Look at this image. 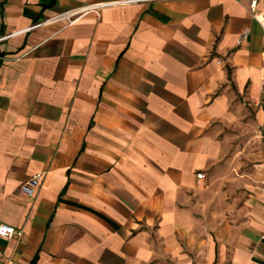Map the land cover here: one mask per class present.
<instances>
[{"label": "crops", "instance_id": "0c3cea01", "mask_svg": "<svg viewBox=\"0 0 264 264\" xmlns=\"http://www.w3.org/2000/svg\"><path fill=\"white\" fill-rule=\"evenodd\" d=\"M111 1L0 0V264H264V0Z\"/></svg>", "mask_w": 264, "mask_h": 264}, {"label": "built area", "instance_id": "2783aa9c", "mask_svg": "<svg viewBox=\"0 0 264 264\" xmlns=\"http://www.w3.org/2000/svg\"><path fill=\"white\" fill-rule=\"evenodd\" d=\"M133 1L134 0H116V1H111V2L92 3V4L84 5L82 7L68 9L53 17L37 21L25 30H30V29H34V28H37L43 25H50V24H62L61 27L64 28V27L74 24L77 20H79L80 18H82L84 15L88 13H95L98 15L100 10L104 7L119 5V4H124V3H130ZM257 1L258 0L250 1V9L254 17H256L255 7H256ZM3 38L4 37H0V40H2ZM196 177L198 179H202L204 178V175L198 172L196 174ZM42 179H43V172L35 173L31 177H29L25 181V183L22 184L21 190L28 195H33L35 189L40 185ZM21 234H22V231L20 229H17L7 224L0 223V236L5 237L7 239H11L14 237L18 238L21 236Z\"/></svg>", "mask_w": 264, "mask_h": 264}]
</instances>
